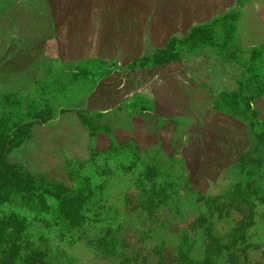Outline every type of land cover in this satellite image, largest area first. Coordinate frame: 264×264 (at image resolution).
Returning a JSON list of instances; mask_svg holds the SVG:
<instances>
[{
	"label": "rangeland",
	"instance_id": "obj_1",
	"mask_svg": "<svg viewBox=\"0 0 264 264\" xmlns=\"http://www.w3.org/2000/svg\"><path fill=\"white\" fill-rule=\"evenodd\" d=\"M252 98L264 0H0L12 264H264Z\"/></svg>",
	"mask_w": 264,
	"mask_h": 264
},
{
	"label": "trees",
	"instance_id": "obj_2",
	"mask_svg": "<svg viewBox=\"0 0 264 264\" xmlns=\"http://www.w3.org/2000/svg\"><path fill=\"white\" fill-rule=\"evenodd\" d=\"M218 22L220 21L217 20V18L212 20V23L218 24ZM165 46H167L166 43ZM248 119H250L251 122L250 129L253 130V132L257 131L259 135L261 133L264 135V120L260 119L256 113L253 114V112H250V114L248 115ZM256 140L258 141L256 142L258 143L257 145L262 146V144L264 143L263 140H258L257 138ZM249 150H251V148H249L248 151ZM250 159L252 160V163L254 165H258L264 160V158H258L256 152H250ZM236 165L241 168V163L239 159H237ZM261 177L264 176L262 175ZM232 185H235V188L238 191L245 192L250 196L260 194V192H264V182L261 184H255L253 181L247 180L244 182L237 181ZM2 199V195L0 194V201ZM26 224L27 221H24L22 219H19L18 222L15 223L13 219L10 218L8 215H0V264H12L10 256V252L12 251V249H15L17 247H20V245H24L27 243L24 240V234L21 233V229L24 228ZM15 228L20 231H17ZM211 257L212 256L208 255L205 259L210 261ZM206 260H204L205 263Z\"/></svg>",
	"mask_w": 264,
	"mask_h": 264
},
{
	"label": "crops",
	"instance_id": "obj_3",
	"mask_svg": "<svg viewBox=\"0 0 264 264\" xmlns=\"http://www.w3.org/2000/svg\"><path fill=\"white\" fill-rule=\"evenodd\" d=\"M239 90H241V89H239ZM233 92H234V90H232L231 93H233ZM235 92H237V91H235ZM231 93H230V95H231ZM230 95H229V96H230ZM248 103H249V106H248L247 108L252 107V108H253V110H252V111H253V114H255L256 112L254 113L255 110H254V107H253V106H254V104L256 103V101H254V99L252 98V100H250V102L248 101ZM231 107H233V106H231ZM233 108H234V107H233ZM247 111H248V110H247ZM249 114H250V112L248 111V115H249ZM256 114H257V113H256ZM258 117H259V116H258ZM260 119H261V118H260ZM262 120H263V119H262Z\"/></svg>",
	"mask_w": 264,
	"mask_h": 264
}]
</instances>
